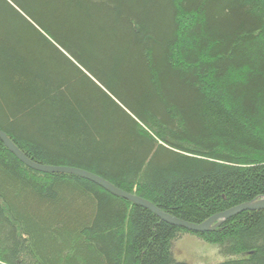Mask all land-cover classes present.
I'll return each instance as SVG.
<instances>
[{
  "label": "trees",
  "instance_id": "trees-1",
  "mask_svg": "<svg viewBox=\"0 0 264 264\" xmlns=\"http://www.w3.org/2000/svg\"><path fill=\"white\" fill-rule=\"evenodd\" d=\"M0 132L200 225L264 198V0H0ZM194 234L0 142V264H264V210Z\"/></svg>",
  "mask_w": 264,
  "mask_h": 264
},
{
  "label": "water",
  "instance_id": "water-1",
  "mask_svg": "<svg viewBox=\"0 0 264 264\" xmlns=\"http://www.w3.org/2000/svg\"><path fill=\"white\" fill-rule=\"evenodd\" d=\"M0 142L22 164H24L26 167L36 172L43 173V174H67V175H73V176L80 177L82 179H85L99 186L100 188H102L103 190L111 194L112 196L124 199L132 203L135 206H139V207L146 209L147 211H149L150 213H152L153 215H155L156 217H158L160 220L164 221L165 223H168L169 225L184 229L190 233L202 234V233L208 232L211 230L212 225L215 224L214 228L219 227L225 221L245 211L264 210V198H262V199H257L250 203L243 204L241 206L229 209L223 213L217 214L209 218L208 220H206L200 225L189 224V223L177 220L167 214H164L163 212H161L160 210H158L156 207H154L152 204H150L149 202L145 200H142L135 196H131L127 193L119 191L118 189L114 188L112 185H110L106 181L88 172H84V171L72 169V168L48 167V166H41V165L35 164L29 161L28 159H26L25 156L14 146V144L1 132H0Z\"/></svg>",
  "mask_w": 264,
  "mask_h": 264
},
{
  "label": "rangeland",
  "instance_id": "rangeland-1",
  "mask_svg": "<svg viewBox=\"0 0 264 264\" xmlns=\"http://www.w3.org/2000/svg\"><path fill=\"white\" fill-rule=\"evenodd\" d=\"M173 255L184 264H206L216 258L212 248L191 236H184L174 244Z\"/></svg>",
  "mask_w": 264,
  "mask_h": 264
}]
</instances>
